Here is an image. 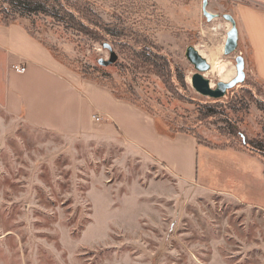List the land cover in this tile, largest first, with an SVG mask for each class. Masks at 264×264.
I'll list each match as a JSON object with an SVG mask.
<instances>
[{
  "label": "rangeland",
  "instance_id": "rangeland-1",
  "mask_svg": "<svg viewBox=\"0 0 264 264\" xmlns=\"http://www.w3.org/2000/svg\"><path fill=\"white\" fill-rule=\"evenodd\" d=\"M75 1L62 0L65 6ZM82 4L112 32L122 28L131 38L101 34L95 41L45 15H25L17 24L66 59L61 63L68 69L145 110L163 133L181 131L215 149L244 148L262 138L264 111L247 91L264 100V85L242 42L234 54H223L228 12L207 22L200 0ZM104 44L117 56L108 67L98 64L109 58ZM189 46L209 64L204 77L211 88L235 77L239 55L244 82L219 100L199 95L190 84ZM139 51L144 59L157 54L165 60L155 62L154 73L133 58ZM195 188L120 138L61 137L0 104V264H264V219L244 205L201 197Z\"/></svg>",
  "mask_w": 264,
  "mask_h": 264
},
{
  "label": "crops",
  "instance_id": "crops-1",
  "mask_svg": "<svg viewBox=\"0 0 264 264\" xmlns=\"http://www.w3.org/2000/svg\"><path fill=\"white\" fill-rule=\"evenodd\" d=\"M207 10L233 16L238 44L247 49L251 70L264 85V0H208ZM0 104L29 126L61 137L120 138L173 177L195 184L201 197L244 205L264 219L260 158L230 147L207 148L186 133L161 132L153 116L68 69L22 24L0 25Z\"/></svg>",
  "mask_w": 264,
  "mask_h": 264
},
{
  "label": "trees",
  "instance_id": "trees-1",
  "mask_svg": "<svg viewBox=\"0 0 264 264\" xmlns=\"http://www.w3.org/2000/svg\"><path fill=\"white\" fill-rule=\"evenodd\" d=\"M0 4V16L2 17L0 19V25L2 26L17 24V19L25 15H45L46 17L62 24L66 29L73 30L81 35L90 36L95 41H101V34L109 38L117 39L118 41L121 39H130L132 35L131 32L122 28L119 32H112V30L109 29V26L103 24L98 16L89 12V10L85 8L82 4V0H76L73 4L67 3V6H65L66 3L64 4L62 0H0ZM28 33L33 37L29 31ZM46 48L60 63L66 62V59L60 57L58 53H54L53 50L48 47ZM143 51L134 53L133 58L144 67L152 69L155 73V65H158L155 62L157 60L164 62L165 58L163 56L153 54L152 58L144 59L143 57H145V54ZM247 95L250 97L251 102L256 105L258 110L264 111V100H258V97L254 98L251 90L247 91ZM255 95L262 96V90L257 88ZM167 132L170 135L175 133H184L181 131L170 130H167ZM193 138L195 137L193 136ZM236 150L255 155L264 162V127L262 128V138L257 142V144L252 145L246 143L244 148H237Z\"/></svg>",
  "mask_w": 264,
  "mask_h": 264
},
{
  "label": "water",
  "instance_id": "water-1",
  "mask_svg": "<svg viewBox=\"0 0 264 264\" xmlns=\"http://www.w3.org/2000/svg\"><path fill=\"white\" fill-rule=\"evenodd\" d=\"M208 0H202L201 12L207 22H211L213 19L218 18L216 14H213L207 10ZM222 19L230 25L229 30L226 32L225 42L223 46L224 56H230L234 54L238 47V30L236 21L230 14H223ZM104 49L109 52L108 60L100 59L98 64L102 67H108L117 61L116 54L112 51L110 45L104 44ZM185 58L194 69V74L191 76L190 84L192 89L201 96L211 98L213 100H219L224 97L227 90L232 89L238 84H242L245 80V62L242 56H236L235 62V77L229 82L219 81L216 83L215 88H211L209 80L205 79L204 74L209 71L210 66L206 60L201 57L198 51L189 46L185 51Z\"/></svg>",
  "mask_w": 264,
  "mask_h": 264
},
{
  "label": "bare ground",
  "instance_id": "bare-ground-1",
  "mask_svg": "<svg viewBox=\"0 0 264 264\" xmlns=\"http://www.w3.org/2000/svg\"><path fill=\"white\" fill-rule=\"evenodd\" d=\"M212 57H215V53H212ZM225 69H226V66H224V65H221V66H219L218 68H217V71L219 72V73H223L224 71H225ZM215 69L212 67V69H211V72L212 71H214ZM217 72V73H218ZM226 83V82H225ZM212 87V86H211Z\"/></svg>",
  "mask_w": 264,
  "mask_h": 264
},
{
  "label": "built area",
  "instance_id": "built-area-1",
  "mask_svg": "<svg viewBox=\"0 0 264 264\" xmlns=\"http://www.w3.org/2000/svg\"><path fill=\"white\" fill-rule=\"evenodd\" d=\"M15 70L18 71V72H23L24 71V68H15ZM93 120L95 122H100L101 121V118L98 115H95V116H93Z\"/></svg>",
  "mask_w": 264,
  "mask_h": 264
}]
</instances>
